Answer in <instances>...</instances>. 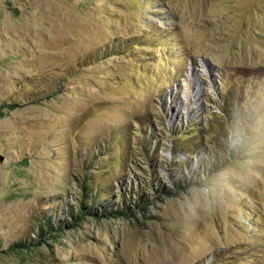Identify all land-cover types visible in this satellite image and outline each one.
Listing matches in <instances>:
<instances>
[{"label": "rangeland", "instance_id": "374dc122", "mask_svg": "<svg viewBox=\"0 0 264 264\" xmlns=\"http://www.w3.org/2000/svg\"><path fill=\"white\" fill-rule=\"evenodd\" d=\"M0 264H264V0H0Z\"/></svg>", "mask_w": 264, "mask_h": 264}, {"label": "trees", "instance_id": "16d2710c", "mask_svg": "<svg viewBox=\"0 0 264 264\" xmlns=\"http://www.w3.org/2000/svg\"><path fill=\"white\" fill-rule=\"evenodd\" d=\"M254 93L250 92V87L248 89H245L244 87L242 89H239L236 91V94H232L229 92L228 86L223 83L222 86H220L219 89V101H218V105L219 108H221L222 112H223V117L222 120L219 121L221 124H223L225 127H229L231 132H239L241 134L240 138L243 139L244 136V131L246 132V130H243V128L241 127H237L235 128V126H237V123L240 120V116H242L241 118H244V107L241 108L242 104V99L245 96L251 95V97H248L246 99L247 101V106L251 105L254 101V97H253ZM234 108V109H233ZM236 110V111H235ZM234 112L238 113L237 116H234ZM247 116V113H246ZM238 118V119H236ZM234 120H236L237 122H235L236 124L234 125ZM194 124V122H189V125ZM188 127V126H187ZM191 127V126H189ZM241 128V129H239ZM180 131V129L178 130ZM181 133V132H180ZM239 146V143L236 144V148ZM216 147H218V149H216ZM233 147V148H235ZM214 149L218 150V152L220 154H222V152L219 150V146L215 145L213 146ZM183 150H187L182 148ZM189 151V150H187ZM232 152V151H231ZM217 153H213L211 156L206 158V168H209L210 165H213L214 167L218 166L216 165L217 161L220 159V154Z\"/></svg>", "mask_w": 264, "mask_h": 264}]
</instances>
